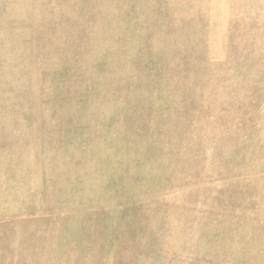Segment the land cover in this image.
<instances>
[{
  "label": "rangeland",
  "instance_id": "obj_1",
  "mask_svg": "<svg viewBox=\"0 0 264 264\" xmlns=\"http://www.w3.org/2000/svg\"><path fill=\"white\" fill-rule=\"evenodd\" d=\"M0 264H264V0H0Z\"/></svg>",
  "mask_w": 264,
  "mask_h": 264
}]
</instances>
